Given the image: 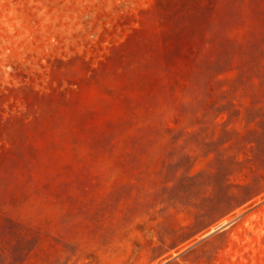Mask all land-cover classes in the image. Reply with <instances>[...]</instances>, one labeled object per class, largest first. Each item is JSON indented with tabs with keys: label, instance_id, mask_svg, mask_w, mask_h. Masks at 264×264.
<instances>
[{
	"label": "rangeland",
	"instance_id": "obj_1",
	"mask_svg": "<svg viewBox=\"0 0 264 264\" xmlns=\"http://www.w3.org/2000/svg\"><path fill=\"white\" fill-rule=\"evenodd\" d=\"M0 264H264V0H0Z\"/></svg>",
	"mask_w": 264,
	"mask_h": 264
},
{
	"label": "bare ground",
	"instance_id": "obj_2",
	"mask_svg": "<svg viewBox=\"0 0 264 264\" xmlns=\"http://www.w3.org/2000/svg\"><path fill=\"white\" fill-rule=\"evenodd\" d=\"M220 224H224V221L223 222H221ZM214 229V228H213ZM212 230V229H211Z\"/></svg>",
	"mask_w": 264,
	"mask_h": 264
}]
</instances>
